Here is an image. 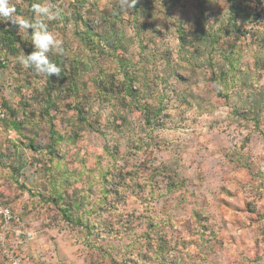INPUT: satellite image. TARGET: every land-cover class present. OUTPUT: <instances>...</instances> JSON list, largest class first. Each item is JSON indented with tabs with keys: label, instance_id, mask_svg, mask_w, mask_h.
<instances>
[{
	"label": "rangeland",
	"instance_id": "374dc122",
	"mask_svg": "<svg viewBox=\"0 0 264 264\" xmlns=\"http://www.w3.org/2000/svg\"><path fill=\"white\" fill-rule=\"evenodd\" d=\"M47 3L58 78L0 19V264H264V0Z\"/></svg>",
	"mask_w": 264,
	"mask_h": 264
},
{
	"label": "clouds",
	"instance_id": "9594fccd",
	"mask_svg": "<svg viewBox=\"0 0 264 264\" xmlns=\"http://www.w3.org/2000/svg\"><path fill=\"white\" fill-rule=\"evenodd\" d=\"M138 0H120L122 8L136 7ZM31 10L34 18L29 20L16 15V8L10 0H0V19L7 20L18 27L20 32L30 34L33 51L28 54L21 52L18 61L25 68L33 69L37 75L59 77L61 68L49 59V54H62V41L49 30L48 22L57 19L59 13L47 3H33ZM30 30V32H29Z\"/></svg>",
	"mask_w": 264,
	"mask_h": 264
},
{
	"label": "built area",
	"instance_id": "2783aa9c",
	"mask_svg": "<svg viewBox=\"0 0 264 264\" xmlns=\"http://www.w3.org/2000/svg\"><path fill=\"white\" fill-rule=\"evenodd\" d=\"M7 117L6 111L0 107V120H4ZM0 215L4 217L6 221L11 220V212L8 208L0 206ZM14 264H22L20 259H15Z\"/></svg>",
	"mask_w": 264,
	"mask_h": 264
},
{
	"label": "trees",
	"instance_id": "16d2710c",
	"mask_svg": "<svg viewBox=\"0 0 264 264\" xmlns=\"http://www.w3.org/2000/svg\"><path fill=\"white\" fill-rule=\"evenodd\" d=\"M3 32H4V33H7L8 31H5V30L3 29Z\"/></svg>",
	"mask_w": 264,
	"mask_h": 264
}]
</instances>
